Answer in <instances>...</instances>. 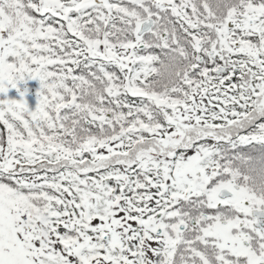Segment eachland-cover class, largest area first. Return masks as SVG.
I'll return each instance as SVG.
<instances>
[{
	"label": "trees",
	"instance_id": "16d2710c",
	"mask_svg": "<svg viewBox=\"0 0 264 264\" xmlns=\"http://www.w3.org/2000/svg\"><path fill=\"white\" fill-rule=\"evenodd\" d=\"M244 1L0 0V264H246L209 232L243 230L238 200L211 202L224 185L264 208V20L247 56L241 10L264 0Z\"/></svg>",
	"mask_w": 264,
	"mask_h": 264
},
{
	"label": "rangeland",
	"instance_id": "374dc122",
	"mask_svg": "<svg viewBox=\"0 0 264 264\" xmlns=\"http://www.w3.org/2000/svg\"><path fill=\"white\" fill-rule=\"evenodd\" d=\"M140 26V24H139ZM228 25L225 24V28H223V32L220 36V39L218 40L219 44H222L221 47H214V52L218 53L220 51V49H227L229 47H231V44H228V37H227V33H226V29H227ZM244 50L247 48L246 46H243ZM183 131L178 129L176 130V132L171 135V137H169V139H165L163 142L164 144H166L169 141H173V143L177 144V143H181V144H187L185 137H183ZM163 146V145H162ZM161 146V148H162ZM149 153L153 154V150H148ZM174 152H167L164 155V158L162 160L163 163H166V161L168 160L169 157H171V155H173ZM183 163H182V169L185 168L187 169V167L189 166V163L193 160V158L191 157V155L189 156H184L183 157ZM156 159V158H155ZM154 159V160H155ZM156 161H158V159H156ZM169 169V166H168ZM166 171V173L168 175H171L170 170ZM180 176L179 173H177V176ZM184 175V174H183ZM233 189V188H231ZM240 192L235 190L234 194L232 196L226 197L227 199H231V200H236V199H240ZM100 194H98V196H100ZM101 197V196H100ZM99 197V199H100ZM112 217V216H111ZM113 221L110 222V219H105L103 218L102 222L106 223L105 226L107 227V229L112 230V226H116L118 228H120L121 230L125 231V228H128V226H130L131 224L137 222H144L145 220H142L141 218L135 216V217H130L127 216L126 214H122V213H115L113 215ZM146 225H148V227H150L151 229H156L158 228V224L159 222H157L155 220L154 217H151L149 219H147L145 221ZM102 228V226H104V224H99ZM235 224H233L232 221H226V222H222V221H216L214 222V224L211 226V228H209V232L212 236H217L219 241H220V247L222 248H227L228 250H230L233 254L236 255H245V245H244V234L241 233L240 231H234L235 230ZM123 261H126V263L124 264H134L130 259H124ZM259 261L258 257L256 256H252L250 258V263L251 264H257ZM92 264H118V262H112L110 260L105 261L104 259L102 260L101 258H99V256H96L95 258L92 259V261L90 262Z\"/></svg>",
	"mask_w": 264,
	"mask_h": 264
},
{
	"label": "flooded vegetation",
	"instance_id": "af4514ba",
	"mask_svg": "<svg viewBox=\"0 0 264 264\" xmlns=\"http://www.w3.org/2000/svg\"><path fill=\"white\" fill-rule=\"evenodd\" d=\"M256 2H259L260 0H255ZM241 3L244 4L245 1L241 0ZM249 7V6H248ZM264 7L263 6H252V11L248 12V10L245 9V7H241V10L243 12V20L247 21V24H245L246 27L249 28L250 37H255L256 34L261 37L263 36V32L260 31V27L255 28L257 21L264 20ZM246 27L243 29V35H247ZM248 49V45L246 46ZM245 204V203H244ZM241 212L243 214H247L243 208H241ZM250 216L248 217H242V223H243V234H244V245H245V257L246 260L250 263V258L252 256L258 257L259 261L258 263H261L264 258V216H261L259 219L257 217L252 216V213H249ZM248 227H251L254 234L250 229L246 230ZM258 236H256V235ZM260 252V253H258Z\"/></svg>",
	"mask_w": 264,
	"mask_h": 264
},
{
	"label": "water",
	"instance_id": "95a60500",
	"mask_svg": "<svg viewBox=\"0 0 264 264\" xmlns=\"http://www.w3.org/2000/svg\"><path fill=\"white\" fill-rule=\"evenodd\" d=\"M151 24V21H149V22H144L142 25H143V27H142V29L140 30V32H143V31H145V30H148L149 29V27L151 26L150 25ZM230 193V190H228L227 188H224V189H222V191H221V196H224V195H226V194H229ZM254 211V214H257L258 216H259V214H261V213H263L264 211L263 210H253ZM179 226V229H181V227L182 228H184V227H186L185 226V222H181L180 223V225H178Z\"/></svg>",
	"mask_w": 264,
	"mask_h": 264
}]
</instances>
